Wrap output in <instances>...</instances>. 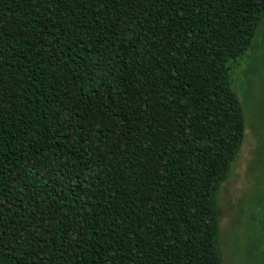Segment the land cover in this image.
Segmentation results:
<instances>
[{
  "label": "trees",
  "instance_id": "obj_1",
  "mask_svg": "<svg viewBox=\"0 0 264 264\" xmlns=\"http://www.w3.org/2000/svg\"><path fill=\"white\" fill-rule=\"evenodd\" d=\"M263 20L264 0H0V264H221L227 63Z\"/></svg>",
  "mask_w": 264,
  "mask_h": 264
},
{
  "label": "rangeland",
  "instance_id": "obj_2",
  "mask_svg": "<svg viewBox=\"0 0 264 264\" xmlns=\"http://www.w3.org/2000/svg\"><path fill=\"white\" fill-rule=\"evenodd\" d=\"M227 66L243 112V137L216 197L221 264H264V20Z\"/></svg>",
  "mask_w": 264,
  "mask_h": 264
}]
</instances>
